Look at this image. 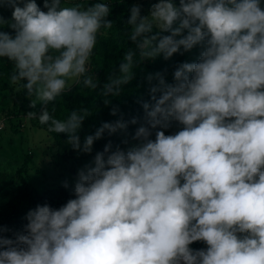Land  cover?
<instances>
[{
	"label": "clouds",
	"instance_id": "1",
	"mask_svg": "<svg viewBox=\"0 0 264 264\" xmlns=\"http://www.w3.org/2000/svg\"><path fill=\"white\" fill-rule=\"evenodd\" d=\"M111 7L0 0L11 10L0 15L9 83L30 108L40 105L28 118L65 134L77 154H91L105 135L127 137L138 118L121 114L81 141L92 111L60 120L49 104L83 86L108 106L145 61L200 49L195 62L175 67L172 82L166 69L144 77L149 99L138 101L135 143L109 139L77 170L73 198L29 209L22 231L0 224V264H264V0H154L146 14L133 4L125 23L134 47L101 84L88 65L100 30L113 28ZM173 122L182 127L166 135ZM197 241L206 248H191Z\"/></svg>",
	"mask_w": 264,
	"mask_h": 264
},
{
	"label": "trees",
	"instance_id": "2",
	"mask_svg": "<svg viewBox=\"0 0 264 264\" xmlns=\"http://www.w3.org/2000/svg\"><path fill=\"white\" fill-rule=\"evenodd\" d=\"M90 1V0H89ZM154 0H111V12L109 19L114 21L112 29H101L97 36V45L94 49L93 55L90 58L89 74L102 84L107 81L108 75L113 72L122 61L123 54L130 48L134 47L131 41L128 40V33L130 28L126 25L130 7L139 3L142 5V14H146L150 4ZM178 3V0H175ZM38 4L42 5V0H37ZM0 15L5 18L10 17V9H0ZM3 30H9L6 27ZM10 31V30H9ZM199 48H194L191 52L180 54H173V56L165 61L162 57L156 58L154 61H145L139 67L134 69L135 78L124 86V90L119 97H110L111 103L105 106L103 97L98 94L99 90L93 91L83 86L73 87L70 92L58 97L54 103L49 104L48 110L54 118L63 120L75 109L87 107L92 111V115L83 121L82 128L79 132L82 140L86 135L95 132L102 122L114 121L120 118L122 114L124 120H130L132 117L138 118V124L129 125L127 130V137L123 134H116L111 137L107 135L104 138L97 140L93 145L92 154L95 155L97 151L103 149L104 144L110 139L113 145L120 144V141L127 138L130 143L131 136L136 127L143 123V109L140 100H148V84L144 77L148 73L156 71H163L166 69L165 78L168 82H172V73L175 67L181 62H195L199 56ZM13 71L12 62L6 58H0V114L10 117L12 108L19 111L24 104L29 103V98L26 97L24 91L16 92L15 85L9 83L10 74ZM20 94V101L15 104L14 94ZM159 95V93H157ZM116 105L119 107V113L116 116L110 114V108ZM40 109V108H39ZM39 112V110L37 111ZM9 119V118H8ZM33 126L43 129L51 138L58 142L61 139H67L63 133L56 134L47 131L46 125H41L38 119H30ZM180 125L173 122L172 126L165 129V134H175L180 129ZM154 139V134L153 137ZM128 145L121 144L122 148ZM19 177L18 184L2 195H6L4 201L0 202V224L5 225L13 231H22L23 225L27 222L24 217L29 209L35 208L38 204H48L52 208H59L72 198V193L67 191L64 187H51L43 189L40 193L33 194L28 183L22 177ZM8 179L0 172V186L7 184ZM11 236L12 233H5ZM193 249L206 248V244L202 241L194 242L190 245Z\"/></svg>",
	"mask_w": 264,
	"mask_h": 264
},
{
	"label": "rangeland",
	"instance_id": "3",
	"mask_svg": "<svg viewBox=\"0 0 264 264\" xmlns=\"http://www.w3.org/2000/svg\"><path fill=\"white\" fill-rule=\"evenodd\" d=\"M78 2L82 0H65L67 6ZM13 99L17 104L20 94H14ZM39 108L38 104L32 109L26 102L19 111L12 108L9 119L0 114V124L4 125L0 127V172L8 179L7 184L0 186V202L6 198L2 192L18 184V176L25 179L33 194L46 188L63 187L64 181L69 185L67 191L72 193L77 170L90 163L94 156L92 153L77 154L66 139L55 142L43 129L33 126L27 112Z\"/></svg>",
	"mask_w": 264,
	"mask_h": 264
}]
</instances>
